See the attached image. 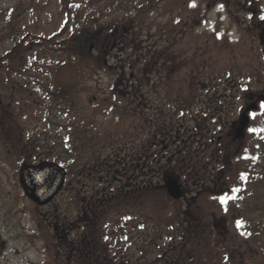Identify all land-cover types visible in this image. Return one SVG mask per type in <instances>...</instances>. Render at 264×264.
Returning <instances> with one entry per match:
<instances>
[{
	"label": "rangeland",
	"instance_id": "374dc122",
	"mask_svg": "<svg viewBox=\"0 0 264 264\" xmlns=\"http://www.w3.org/2000/svg\"><path fill=\"white\" fill-rule=\"evenodd\" d=\"M114 1L121 7L109 12L104 23L111 31L125 34H117L115 48L100 57L102 63L92 71H81L82 88L69 89L71 96L77 92L75 98L63 100L56 94L50 98L53 84L48 87L30 80L32 71L19 75L20 85L27 89L26 95L18 92L20 103L8 106V94L2 91L5 104H0V121L8 116L2 105L10 107L14 120L11 129L0 125V264H69L59 247L60 237L68 236L71 225L69 239L85 237L92 244L91 233L82 224L87 202L99 203L104 238L100 249H90L101 250L91 256L92 260L100 257V264L152 263L155 246L182 228L188 203H168L154 194L137 202L136 194H131L128 206L135 207L129 212L133 218L125 222L126 243L121 246L125 244L127 251H123L113 226L119 224L115 222H120L123 206L120 200L118 207L116 201L109 204L101 193L109 190L111 197L123 186L134 191L133 153L140 131H146V101L136 102L126 83L130 84L127 78L136 69L142 71L147 65V60L140 61V51L157 47L184 51L186 64H195L201 72L197 94L202 106L211 94L223 101L229 90V102L220 110L225 107L234 119L250 104L247 94L264 92V0ZM66 4V0H0V54L13 48L26 30L40 36L45 45L52 38L68 39L71 22ZM13 17L19 19L11 30ZM42 49L51 53L47 52L52 61L47 68L67 54L44 45ZM43 75L41 65L35 76ZM12 81L3 80L0 87L7 90ZM126 93L130 96H122ZM249 115L245 137L223 143L228 164L221 188L204 194L188 210L189 219L200 220L198 240L188 245L193 264H264V182L257 180L264 177V103ZM27 159L52 160L68 169L66 187L47 206L32 203L19 185V168ZM108 168L110 178H101ZM143 246L147 252L141 251ZM73 264L88 261L82 257Z\"/></svg>",
	"mask_w": 264,
	"mask_h": 264
},
{
	"label": "flooded vegetation",
	"instance_id": "af4514ba",
	"mask_svg": "<svg viewBox=\"0 0 264 264\" xmlns=\"http://www.w3.org/2000/svg\"><path fill=\"white\" fill-rule=\"evenodd\" d=\"M139 54L140 61H148L147 68L136 69L131 84L137 102L146 101V131H140L134 147L135 188L165 193L167 180L174 177L184 194L182 202L191 209L207 190L220 187L227 160L223 143L237 136L239 121L225 107L220 110L229 102V90L223 101L211 94L204 108L197 94L201 72L195 64H186L184 51L157 47ZM263 93L258 92L255 100ZM90 212L91 202H87L88 221Z\"/></svg>",
	"mask_w": 264,
	"mask_h": 264
},
{
	"label": "trees",
	"instance_id": "16d2710c",
	"mask_svg": "<svg viewBox=\"0 0 264 264\" xmlns=\"http://www.w3.org/2000/svg\"><path fill=\"white\" fill-rule=\"evenodd\" d=\"M66 1L68 23L71 22V31L68 39L57 41L52 38L46 42L48 45H45L40 36L32 34L30 30H26L22 32L23 36L21 40L19 38L16 39L13 48L0 54V84L4 83L3 80H6V83H9L11 78L13 80L12 85L7 86V90L5 86L0 87V104L4 100L3 95H1L2 91L8 94V106H11L12 103L16 105L21 102L22 96L18 92L26 95L27 89L20 85L19 79V75L23 71L29 73L32 71L34 75H31L30 80L35 79L34 81H39L43 86L49 87L50 84H53L54 92H48L50 98H54V94L63 100L71 97L75 98L78 95L77 92L71 96L69 89H71V86L76 90L82 88L84 76L81 74V71L84 68L92 71L95 65L102 63L99 60L100 57L102 55L104 57L106 52L115 46L117 31L108 29V25L104 21L109 12L120 9V4L115 3L116 1L114 0L110 2H107L108 0ZM17 18L19 19V17ZM17 18L13 17L9 27L11 30L15 29ZM43 45L46 49H50L55 53H58L56 50H59L67 54L65 57L60 55L62 59L55 62L54 66L47 68L52 61L47 56V52H50L42 49ZM43 54L45 56L41 57ZM42 58H44L43 62H41ZM29 63H31L32 67L29 66ZM41 65L45 76L43 75V77L39 78L35 76V71ZM28 95L32 96L33 92ZM3 103L5 104L4 101ZM1 107L5 115L8 116H2L0 125L8 127V129L13 128L12 121L14 117L12 116L10 107H5L4 105ZM24 162H32V159L24 160ZM263 182L264 177L260 180L259 184ZM127 209L129 211L124 213L123 219H127L128 217L125 214L132 210L130 206ZM190 223L192 222L190 221ZM182 227L172 235L167 234L168 241H165L162 245L155 246L156 257L152 263L149 261L148 264H178L180 259H183L180 261L182 262L181 264H193L188 262L190 258L194 259V255H189L188 245H191L197 239V233L190 230L191 226H189V222L186 223L185 221ZM123 233V238H125V232ZM66 238L65 235L60 237L59 252H62V257H66L67 259L72 258L73 260L77 255L83 256V248L85 249L86 246L75 240L68 242ZM147 249V247L143 246L141 251L146 250L147 252ZM154 249L151 251V254L154 253ZM122 250L127 251L125 244Z\"/></svg>",
	"mask_w": 264,
	"mask_h": 264
},
{
	"label": "water",
	"instance_id": "95a60500",
	"mask_svg": "<svg viewBox=\"0 0 264 264\" xmlns=\"http://www.w3.org/2000/svg\"><path fill=\"white\" fill-rule=\"evenodd\" d=\"M253 98V96H250ZM257 104L247 109H256ZM250 119L245 115L239 128V136H244V131L248 127ZM67 180V170L64 166L53 161H41L39 163L22 164L19 170V183L24 194L39 206L49 204L62 191ZM169 193L174 198H180L182 193L179 185L174 179L167 183Z\"/></svg>",
	"mask_w": 264,
	"mask_h": 264
},
{
	"label": "snow or ice",
	"instance_id": "6c2138e0",
	"mask_svg": "<svg viewBox=\"0 0 264 264\" xmlns=\"http://www.w3.org/2000/svg\"><path fill=\"white\" fill-rule=\"evenodd\" d=\"M194 6V5H193Z\"/></svg>",
	"mask_w": 264,
	"mask_h": 264
}]
</instances>
